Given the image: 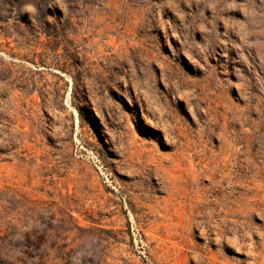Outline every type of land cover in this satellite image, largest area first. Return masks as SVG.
<instances>
[{
	"label": "rangeland",
	"instance_id": "1",
	"mask_svg": "<svg viewBox=\"0 0 264 264\" xmlns=\"http://www.w3.org/2000/svg\"><path fill=\"white\" fill-rule=\"evenodd\" d=\"M0 264H264V0H0Z\"/></svg>",
	"mask_w": 264,
	"mask_h": 264
}]
</instances>
